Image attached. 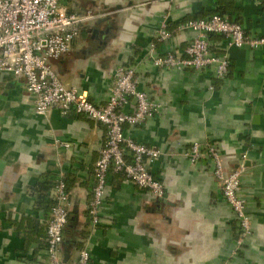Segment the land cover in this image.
I'll list each match as a JSON object with an SVG mask.
<instances>
[{"label": "crops", "instance_id": "obj_1", "mask_svg": "<svg viewBox=\"0 0 264 264\" xmlns=\"http://www.w3.org/2000/svg\"><path fill=\"white\" fill-rule=\"evenodd\" d=\"M58 1L72 12L104 16L82 30L69 54L50 61L61 81L104 105L116 68L131 66L139 89L159 105L156 116L125 133L160 150L149 170L164 184L165 198L111 172L94 225L89 209L106 126L57 108L37 114L25 79L0 71V264H49L47 226L60 180L69 194L63 259L87 249L89 264H264V47H231L211 36L214 52L230 59L223 80L212 68H156L147 55L154 42L158 55H183L196 34L179 26L214 14L264 37V0ZM162 22L172 38L157 42ZM194 142L213 146L226 174L245 165L240 195L251 234L242 244L213 161L194 163L186 155ZM48 185L40 198L36 189Z\"/></svg>", "mask_w": 264, "mask_h": 264}, {"label": "built area", "instance_id": "obj_2", "mask_svg": "<svg viewBox=\"0 0 264 264\" xmlns=\"http://www.w3.org/2000/svg\"><path fill=\"white\" fill-rule=\"evenodd\" d=\"M102 17L95 11L72 12L58 0H0V71L25 79L28 96L33 99L37 114L45 116L57 108L63 115H84L107 128V142L95 166L96 183L89 209L94 225L100 223V210L111 172L122 175L158 199L165 198L164 184L149 170L150 163L159 158L160 150L139 143L125 133L126 126H141L160 110L159 105L139 89L136 69L117 67L114 82L109 88L108 102L97 105L77 89L67 87L50 64L51 60L69 54L82 30ZM179 30L193 31L196 37L183 55L176 51L158 55L156 43H151L147 55L156 68H212L216 79L223 80L229 74L230 59L226 53L214 52L211 36H223L231 47L255 50L264 47V37L248 35L241 24L220 14L187 20ZM171 38L168 24L162 22L156 41L165 42ZM210 89L213 90L214 86ZM64 146L69 147L67 144ZM186 155L194 163L207 158L213 161L223 198L239 222L242 244L251 234L246 200L240 195L245 165L240 164L238 169L226 174L218 151L210 145L204 149L199 142H194ZM55 198L47 226L49 264H89L91 256L87 249L80 250L76 258L64 261L62 245L69 221V194L64 181L56 184Z\"/></svg>", "mask_w": 264, "mask_h": 264}, {"label": "trees", "instance_id": "obj_3", "mask_svg": "<svg viewBox=\"0 0 264 264\" xmlns=\"http://www.w3.org/2000/svg\"><path fill=\"white\" fill-rule=\"evenodd\" d=\"M220 15H222L223 16V14H220ZM42 189H40V188H38V189H36L39 193H40V198H42V197H45L46 196V192L47 191H49V189H50V186L48 185L47 187H45V186H42L41 187ZM46 202H48V201H46ZM50 203V202H49ZM47 246V245H46ZM47 248V247H46Z\"/></svg>", "mask_w": 264, "mask_h": 264}, {"label": "water", "instance_id": "obj_4", "mask_svg": "<svg viewBox=\"0 0 264 264\" xmlns=\"http://www.w3.org/2000/svg\"><path fill=\"white\" fill-rule=\"evenodd\" d=\"M69 258H70V253L67 252V253L65 254V256H64V261L67 262V261L69 260Z\"/></svg>", "mask_w": 264, "mask_h": 264}]
</instances>
